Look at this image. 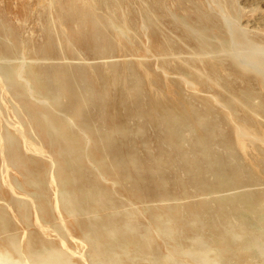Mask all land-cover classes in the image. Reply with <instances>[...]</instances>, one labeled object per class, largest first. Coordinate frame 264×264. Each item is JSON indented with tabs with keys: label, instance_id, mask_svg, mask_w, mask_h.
Masks as SVG:
<instances>
[{
	"label": "rangeland",
	"instance_id": "obj_1",
	"mask_svg": "<svg viewBox=\"0 0 264 264\" xmlns=\"http://www.w3.org/2000/svg\"><path fill=\"white\" fill-rule=\"evenodd\" d=\"M60 1L0 0V264H264V0Z\"/></svg>",
	"mask_w": 264,
	"mask_h": 264
},
{
	"label": "bare ground",
	"instance_id": "obj_2",
	"mask_svg": "<svg viewBox=\"0 0 264 264\" xmlns=\"http://www.w3.org/2000/svg\"><path fill=\"white\" fill-rule=\"evenodd\" d=\"M101 1L102 0H86L85 3H83V5H78L74 0L73 1L69 0V1H60L59 3L56 2V4H57L58 9L61 12H63V11L69 12L71 9H77L75 7H78V8H81V7L82 8L83 7L84 8H87V12H89L92 8L94 9L97 6H100L101 5ZM45 95L50 96L51 93L47 91L45 93ZM45 95H44V97H45ZM43 99H45V98H43ZM62 180H63V178H60L59 181L62 182ZM63 188H65V187H63ZM61 196H62L63 199L69 200V199H71L73 197V193L71 191H69L68 189L65 188V189L62 190ZM91 197H93V196H91ZM73 199L74 198H72V200ZM228 204L233 209L232 210V213H234L236 211H239L240 215H244V214L246 215V213H248L249 211L251 212L253 210V200H252V198H251L250 195H246V194L243 195V196H240V197L233 198V199L229 200L228 201ZM220 208H222V207L219 206L218 207V210ZM220 213H221V211H220ZM230 215L231 214L227 213V216H230ZM204 220H207V218L204 219ZM106 223L107 222H104V220H101L100 218H97L96 224L93 226L94 231H92V232H95V230L98 231V230L104 229V227L106 226ZM184 223L185 222H182V224L184 226H186V227L189 226L190 227V231H192V234L194 236L196 235V238H194L195 241H196V252L199 253V254L203 253L204 250H205V245H206L205 244V239L206 238L207 239H210V240H213V239L214 240H218V238H219V235L216 232L210 231L211 230L210 229V225L209 226L207 224L205 226H203L202 224L197 225L196 224L197 222H195L194 220L193 221L191 220L188 223L186 222L185 224ZM185 233H186V231H185ZM9 244H10V247H13V243L12 242H9ZM111 250L112 249H110L108 252L110 253ZM39 252H41V251H39ZM253 252L256 253L257 255L264 256V251H262L260 248H256V247L253 246ZM53 253H54V255H57V254H55L54 251H53ZM53 253H52V255H53ZM42 255L34 256V257L37 258L36 260L39 262V264H63L62 262H59L58 259L55 258V257H53V256L52 257H46V258H44ZM58 256H60V255H58ZM136 260H134V261H136ZM0 262L1 263H7L8 262V257L5 256V255L0 256ZM15 263H17V262H15Z\"/></svg>",
	"mask_w": 264,
	"mask_h": 264
}]
</instances>
